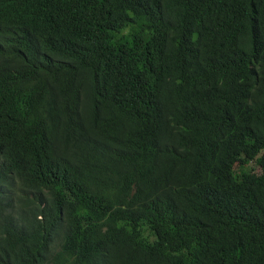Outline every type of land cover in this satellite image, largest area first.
Masks as SVG:
<instances>
[{"label":"trees","instance_id":"trees-1","mask_svg":"<svg viewBox=\"0 0 264 264\" xmlns=\"http://www.w3.org/2000/svg\"><path fill=\"white\" fill-rule=\"evenodd\" d=\"M0 264H264V0H0Z\"/></svg>","mask_w":264,"mask_h":264},{"label":"rangeland","instance_id":"rangeland-1","mask_svg":"<svg viewBox=\"0 0 264 264\" xmlns=\"http://www.w3.org/2000/svg\"><path fill=\"white\" fill-rule=\"evenodd\" d=\"M249 168H251V169L253 168V170L256 171V172H258V173L261 172L255 164L250 165Z\"/></svg>","mask_w":264,"mask_h":264}]
</instances>
